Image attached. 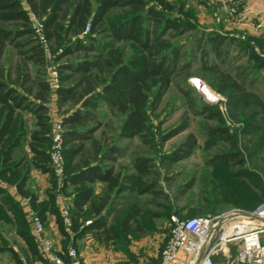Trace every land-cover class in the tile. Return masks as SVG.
<instances>
[{"label": "trees", "instance_id": "trees-1", "mask_svg": "<svg viewBox=\"0 0 264 264\" xmlns=\"http://www.w3.org/2000/svg\"><path fill=\"white\" fill-rule=\"evenodd\" d=\"M30 14L42 24L59 72V88L55 91L48 82V62ZM193 30L189 22L166 16L145 0H0V179L15 186L45 227L49 204L38 208V197L29 183L33 170L48 175L51 189L47 192L53 212L61 215L59 206L54 207L55 197L63 194L69 198L73 247L87 231L106 229L102 210L112 194H163L157 191L161 173L156 171L151 157H135L131 172L128 167H116L124 156L116 142L149 135L148 107L157 111L167 92L175 87L191 115L222 119L218 105L203 103L198 108L191 89H185L179 77L186 83L196 76L191 72L197 69L207 86L224 98L226 112H242V138L264 135V100L252 91L257 82L255 73L264 67V59L255 53L251 39L243 41L219 34L196 36L189 53L165 41L169 32L183 36ZM129 42L141 51L139 59L125 58L120 44ZM231 51L254 65L238 67L232 74L229 68L235 59ZM51 104L62 113L64 177L60 190L50 160ZM103 106L122 117L115 141L105 137L104 124L99 120L98 111ZM25 113L34 118L31 132ZM190 114H183L179 124L163 136L164 143L189 130ZM209 133L229 143L232 149L238 148L227 129L212 128ZM260 140L264 148V138ZM26 144L29 152L22 154ZM197 144L196 137L189 134L176 149L164 154L159 169L163 170L162 176L192 156ZM218 160L224 164L236 159L230 152ZM239 164H245L243 156ZM250 176L242 170V177ZM97 183L105 185L104 196L98 201L94 195ZM20 209L21 203L0 186V225L9 213ZM139 215V211L132 210L121 214L125 234L133 232L131 224L138 223ZM29 226L31 230L30 222ZM108 231L116 236L114 229ZM31 235L40 258L50 264L42 256L32 230ZM261 240L264 244L263 237ZM56 251L68 261L67 250ZM10 253L15 264H26L15 251Z\"/></svg>", "mask_w": 264, "mask_h": 264}, {"label": "rangeland", "instance_id": "rangeland-1", "mask_svg": "<svg viewBox=\"0 0 264 264\" xmlns=\"http://www.w3.org/2000/svg\"><path fill=\"white\" fill-rule=\"evenodd\" d=\"M145 1L150 7L162 11L166 16L189 22L193 27V31L187 32L183 36L169 32L165 41L170 47H182L189 53L195 46L196 36L202 37L207 34H219L243 41L251 39L242 33L243 0ZM223 3L227 6H234L236 13L230 15L224 9ZM249 42L251 46L254 44L262 52L264 51V43H255L253 39ZM120 47L126 59H139L141 57V51L133 43H123L120 44ZM12 53L10 50V54ZM231 57L235 59L229 68L232 74H235L238 67L254 65L252 63L247 64L238 52L231 51ZM191 74L196 76L188 78L186 83L183 81V77H179L178 82L185 89H191L192 99L198 108H201L203 103L218 105L223 112L222 119L209 120L191 115L186 101L175 87L167 92L157 111L153 112L148 107L150 116L149 135L145 139L134 138L116 142L124 152V156L118 159L116 167L119 170L125 166L131 172L135 157H151L157 165L156 171L161 173L157 191L163 194L142 196L112 194L109 196L101 216L102 222L106 224V229L101 231L89 230L83 238L76 241L74 248L78 250L83 263L85 261L80 252L86 248L89 251L92 249L93 252L97 251L100 255H105L104 258L109 264L154 262L156 258H160L161 251L171 237L169 217L174 213L184 219L208 216L222 217L234 211L253 212L264 203V148L261 145L262 140H260V137L262 139L264 135L258 138H242V112L224 111V98L207 86L201 78L202 74L197 69H194ZM255 77L257 82L252 91L264 100V67L259 68ZM194 80L201 82L199 83L200 90L193 84ZM201 90L207 97L203 95ZM54 111L55 117L61 119L62 113L59 114L56 107H54ZM185 113L191 115L189 130L164 143L162 141L163 136L179 124L181 116ZM98 115L99 120L104 124L105 137L111 138L110 141L116 139L122 117L111 114L104 106L98 111ZM26 118L30 132L34 118L30 114H26ZM218 127L230 132V135L237 142V149H232L231 145L221 138L210 135L209 129ZM100 133L96 134L97 138L100 137ZM189 134H193L198 142L194 153L189 158L175 164L169 174L162 176L163 170H159L162 167V156L176 149ZM230 152L235 154L236 160L224 164L218 163L220 156ZM21 153L28 154L26 146ZM242 156L245 160L243 166L239 164L242 161ZM242 170H247L251 176L249 178L242 177ZM163 177L166 178L163 179ZM190 182L193 184L188 189L187 185ZM5 184L2 188L8 192V188L10 186L12 188L13 185ZM62 186L57 185V189L60 190ZM50 189L51 187L48 188V190ZM48 190L45 192L46 198L44 200L40 201L38 198L37 205L39 208L44 203L49 204V210L55 220L58 232H56L57 234L46 232V234L52 239L56 248L66 252L69 247H73L71 245L72 239H74L73 234L64 218L58 212H53V204ZM104 191V184L97 183L94 185V195L97 201L102 199ZM55 206H65L69 209V198L59 194L55 197ZM21 208V211L9 213L0 225V249H2L0 264H15L10 253L11 250L15 251L26 264H47L39 256L27 221L28 217H23L22 211L24 210L25 214L27 211L22 205ZM129 210L139 211L140 215L138 223L131 224L133 232L125 234L121 229L123 221L121 214ZM110 228L115 230L116 236L114 232L108 231ZM45 230L47 229L45 228ZM60 257L64 258L63 256Z\"/></svg>", "mask_w": 264, "mask_h": 264}, {"label": "built area", "instance_id": "built-area-1", "mask_svg": "<svg viewBox=\"0 0 264 264\" xmlns=\"http://www.w3.org/2000/svg\"><path fill=\"white\" fill-rule=\"evenodd\" d=\"M224 9L230 15L236 13L234 6L225 5ZM30 18L34 23L35 32L39 43L41 44L48 62L47 75L48 82L52 91L59 88V72L57 66L53 63V55L50 46L43 35V26L33 14ZM250 25L253 26L251 23ZM255 53L264 59V51L262 52L256 45L252 44ZM198 80H194L193 84L199 88ZM224 111L226 109L224 108ZM49 115L52 119V147L50 151L51 166L54 175L58 181V185H62L64 177V155H63V127L61 119L55 117V111L50 106ZM6 184L0 179V186ZM15 188V186H13ZM258 215L264 217V203L257 209ZM59 212L64 218L65 223L70 225L69 211L65 206L59 207ZM28 220L31 224L32 233L39 245L40 252L45 260L50 264H83L78 250L74 247L67 249L68 261L63 260L57 253L56 247L52 239H50L41 219L36 213L29 208L27 211ZM220 217H204L184 219L173 214L169 223L171 226V237L161 251L158 262L142 261L139 264H191L199 253L201 248L207 243L210 233ZM249 221L241 218H234L227 223L224 230L218 236L215 244L208 251L207 255L199 264H215L214 257L218 255L229 243L240 241L239 252L233 261V264H264V244L261 236L264 233V226L252 227L249 225H240L239 222ZM89 224V222H87ZM230 224V225H229Z\"/></svg>", "mask_w": 264, "mask_h": 264}, {"label": "crops", "instance_id": "crops-1", "mask_svg": "<svg viewBox=\"0 0 264 264\" xmlns=\"http://www.w3.org/2000/svg\"><path fill=\"white\" fill-rule=\"evenodd\" d=\"M242 12L244 14V20L242 22L243 35L253 39L255 43L257 42H260V44L264 43V0H243ZM251 23L253 24V26L250 25ZM238 27L241 28V26ZM50 106L54 108L52 104ZM25 118H26V113H25ZM33 128H34V124L31 129L33 130ZM26 152H29L27 144H26ZM49 187H51L50 177L46 174H42L38 171L33 170L31 173L29 188H31V190H33L38 195L40 201L46 198L45 192L46 190H48ZM8 193L15 200L19 201L21 205L25 207V210L28 211V209L30 208L29 202L18 195L16 188L14 187L11 188L10 186L8 188ZM230 221H232V219L229 220L227 223H229ZM239 224L249 225L252 227L264 226L261 223H256L252 221H242V222L240 221ZM45 225H46L45 228L47 229L46 232H48L49 234H52L53 232L54 233L58 232L55 220L50 213H47ZM262 237L264 241V233L262 234L261 239ZM240 247H241L240 241L229 243L228 246H225L223 249H221L220 253L214 257L215 264H233V261L235 260ZM57 249L58 251H61L60 248ZM81 251L82 252L80 251L79 252L82 258H84L85 264H109L108 261L105 260L104 258L105 255H100L97 251L93 252L92 249L89 251L88 248ZM158 261L159 258H156V261L154 262H158Z\"/></svg>", "mask_w": 264, "mask_h": 264}, {"label": "water", "instance_id": "water-1", "mask_svg": "<svg viewBox=\"0 0 264 264\" xmlns=\"http://www.w3.org/2000/svg\"><path fill=\"white\" fill-rule=\"evenodd\" d=\"M258 211L255 210L253 212H247V211H234L230 212L222 217L219 218L215 226L213 227L209 239L207 243L201 248L199 253L194 258L193 262L191 264H199L202 259L207 255L208 251L211 249V247L216 242L218 236L221 234L222 230H224L227 222L233 218H241L244 220H249L256 223H261L264 225V217H261L257 213Z\"/></svg>", "mask_w": 264, "mask_h": 264}, {"label": "bare ground", "instance_id": "bare-ground-1", "mask_svg": "<svg viewBox=\"0 0 264 264\" xmlns=\"http://www.w3.org/2000/svg\"><path fill=\"white\" fill-rule=\"evenodd\" d=\"M201 92L203 93V90H201ZM203 95H205L204 93H203ZM206 96V95H205ZM207 97V96H206ZM209 99V98H208ZM211 102H213L211 99H209Z\"/></svg>", "mask_w": 264, "mask_h": 264}]
</instances>
